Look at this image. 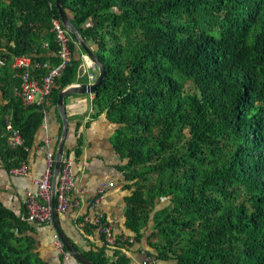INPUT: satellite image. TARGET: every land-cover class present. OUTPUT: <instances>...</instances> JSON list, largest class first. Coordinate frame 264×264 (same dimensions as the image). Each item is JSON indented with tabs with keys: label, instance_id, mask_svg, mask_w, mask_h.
I'll return each instance as SVG.
<instances>
[{
	"label": "trees",
	"instance_id": "1",
	"mask_svg": "<svg viewBox=\"0 0 264 264\" xmlns=\"http://www.w3.org/2000/svg\"><path fill=\"white\" fill-rule=\"evenodd\" d=\"M61 4L106 69L91 117L104 113L117 125L110 142L130 233L116 234L110 254L102 235L100 243L87 239L81 252L95 264H133L123 249L145 241L144 256L156 263L264 264V0ZM54 18L63 24L56 0H0V156L9 172L28 162L47 101L62 123L59 92L77 81L87 53L71 31V63L49 97L23 102L17 90L24 70L13 62L32 56L29 71L39 79L46 63H62ZM9 123L24 139L15 148ZM82 145L79 138L76 156ZM96 228L84 230L95 235ZM33 231L0 200V264H50Z\"/></svg>",
	"mask_w": 264,
	"mask_h": 264
},
{
	"label": "crops",
	"instance_id": "2",
	"mask_svg": "<svg viewBox=\"0 0 264 264\" xmlns=\"http://www.w3.org/2000/svg\"><path fill=\"white\" fill-rule=\"evenodd\" d=\"M82 75L83 72L79 71L75 83L88 82V77H86V81L83 80ZM93 97V93H75L66 96L65 104L69 128L64 151L71 152L76 183L83 189V195L87 199L97 196L101 185L114 183L113 186H108L106 189L105 197L101 200L99 208L114 222L115 233L122 234L126 238L130 234L124 225L123 197L126 192L123 190L121 182L122 174L116 168L120 159L110 142V137L117 125L111 123L104 113L94 119L91 117ZM45 106L47 109L45 122L37 133L35 144L30 149L27 160L29 174L26 176L12 174L5 167L0 156V200L21 216H24L25 213L23 204L25 194L35 189L32 179L44 173L47 167V149L53 151L61 125L64 128L63 118L61 123L58 110L50 100L45 103ZM79 138H82L83 141L82 153L80 156H76L75 149ZM46 139L50 140L48 147L45 144ZM88 213H92V209L87 202L82 203L78 208H70L67 212L59 213V222L64 233L80 252L88 248L87 239L95 243L101 242L97 230L95 235L87 234L84 230L87 224L83 227L79 225V221ZM32 226L34 231L31 233L35 238L36 250L44 260L50 264H81L66 247H64V251L61 250L57 243L55 236L57 231L53 224L32 223ZM143 244L145 245V241L134 244L130 249H123L131 257L133 264H143ZM142 249L143 254H141ZM65 255H68L69 258H66ZM158 264L165 263L159 261Z\"/></svg>",
	"mask_w": 264,
	"mask_h": 264
},
{
	"label": "built area",
	"instance_id": "3",
	"mask_svg": "<svg viewBox=\"0 0 264 264\" xmlns=\"http://www.w3.org/2000/svg\"><path fill=\"white\" fill-rule=\"evenodd\" d=\"M53 30L56 33L57 39L61 46L59 53L62 57V63L57 66L51 67L47 63L48 72L40 79L33 77L30 74V68L35 63L30 55H20L15 57L13 68L20 71L21 84L17 92L21 96L25 104L43 103L51 94L52 87L54 86L55 79L61 74L66 66L71 63L72 51L69 46V33L72 31L70 28L63 26L60 20L54 18L52 20ZM0 64L2 60L0 59ZM82 69L88 74V82L94 83L98 77L99 71L95 62L89 57L87 53H83ZM8 129L11 131L8 143L10 147H17L22 145L24 139L19 129L14 128L11 123L8 124ZM50 140L46 139L45 144L47 147ZM73 157L64 152L62 157L61 170L57 177L55 187V198L58 212H67L70 208H78L82 203H88L92 209V213L85 214L79 225L83 227L88 223L96 224V230L103 236L109 253H112L118 248L117 236L114 230V222L111 219H105V213L99 208L101 200L105 197V191L109 185L103 184L97 191V196L87 199L83 195V189L76 183L75 173L73 170ZM55 165V156L52 150L47 149V167L41 176L33 177L32 182L35 185L34 190L28 191L24 198L23 204L25 207L24 217L31 223L39 224H53V171ZM11 172L15 175L26 176L29 174L28 162H22L19 166L14 167ZM56 239L61 250L64 251V243L56 233ZM132 241V239H131ZM69 258L68 255H65ZM151 261L153 264H158L152 261L148 256L145 257L143 264Z\"/></svg>",
	"mask_w": 264,
	"mask_h": 264
},
{
	"label": "water",
	"instance_id": "4",
	"mask_svg": "<svg viewBox=\"0 0 264 264\" xmlns=\"http://www.w3.org/2000/svg\"><path fill=\"white\" fill-rule=\"evenodd\" d=\"M57 6L59 9V13L61 16V20L63 24L70 28L75 33V38L81 45V47L88 53L89 57L95 62V64L98 67V77L94 83H72L68 86H66L64 89H62L59 92V98H58V109L62 115L64 128L61 135V139L58 145L56 158H55V165H54V171H53V197H52V208H53V225L56 228L57 234L60 237V239L63 241L64 246L66 249L71 253L72 256H74L81 264H95L93 263L87 256H85L82 252H80L68 239L66 234L64 233L60 222H59V213L57 211V204H56V198H55V187L57 183V177L61 170L62 165V157L64 154V146L66 137L68 134V128H69V120L67 116V109L65 104V98L68 95L80 93V94H91L96 91V89L101 86L104 83L105 75H106V69L97 54L94 52L93 48L81 37V35L78 32L77 27L72 23L71 19L69 18V15L64 10L61 0H56Z\"/></svg>",
	"mask_w": 264,
	"mask_h": 264
},
{
	"label": "rangeland",
	"instance_id": "5",
	"mask_svg": "<svg viewBox=\"0 0 264 264\" xmlns=\"http://www.w3.org/2000/svg\"><path fill=\"white\" fill-rule=\"evenodd\" d=\"M80 71H82L83 72V80H86L87 81V79H86V77H88V74L86 73V72H84V70L83 69H81ZM143 249H144V251H147V246H146V244L144 245L143 244V247H142ZM143 249H142V252H141V254H143ZM143 256H144V254H143ZM147 255L145 254V256L143 257V261H144V259H145V257H146ZM147 264V263H146Z\"/></svg>",
	"mask_w": 264,
	"mask_h": 264
}]
</instances>
